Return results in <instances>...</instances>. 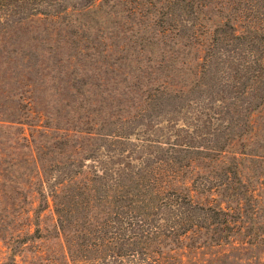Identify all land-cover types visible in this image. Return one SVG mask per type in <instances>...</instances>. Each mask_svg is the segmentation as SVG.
<instances>
[{"label": "rangeland", "instance_id": "rangeland-1", "mask_svg": "<svg viewBox=\"0 0 264 264\" xmlns=\"http://www.w3.org/2000/svg\"><path fill=\"white\" fill-rule=\"evenodd\" d=\"M262 13L0 0V264H264Z\"/></svg>", "mask_w": 264, "mask_h": 264}, {"label": "trees", "instance_id": "trees-1", "mask_svg": "<svg viewBox=\"0 0 264 264\" xmlns=\"http://www.w3.org/2000/svg\"><path fill=\"white\" fill-rule=\"evenodd\" d=\"M28 13L29 11H36L34 9H27ZM17 11L19 12H23L24 9L19 8ZM258 17H260L261 15H264V13L262 14H257ZM250 29V28H249ZM254 34L256 33L257 30L255 29H250ZM259 30V29H258ZM246 32L248 33V31L246 30ZM251 32V33H252ZM252 33V34H253ZM236 37V36H235ZM259 37V36H258ZM255 38H257V36H255ZM262 37L260 36V39ZM256 99H260V102L264 99V86L262 87V89H260V96L255 95L254 96ZM111 193L115 192V189H110ZM164 192L160 189L155 190L154 192H152V194L154 196H162ZM108 197V196H106ZM55 206V214L57 215V220L59 223V226L61 228H64L65 225L69 224V218L72 214V212L74 211V208L71 204L69 203H57L54 204ZM119 214H115V212L111 211L110 213H106V215L108 216V218H106V220H104V222L97 224L96 227L99 226H107L109 229H111V231H108L107 234L108 236H105V238H101V237H96L95 242H91L94 245L100 246V245H105V246H111L112 248L114 247L115 243H117L118 241L121 240V238L117 237L118 234H116V231L118 230V228L114 225L115 223H122L125 218V213L124 212H118ZM110 216V217H109ZM125 223V221H124ZM102 224V225H101ZM99 227V228H101ZM95 228V225H94ZM98 229V228H97ZM131 238H129L130 240ZM115 254V253H114ZM116 255V254H115ZM124 255V254H123ZM122 254H119V257H123ZM129 255V254H126ZM134 254H130V257H134Z\"/></svg>", "mask_w": 264, "mask_h": 264}]
</instances>
